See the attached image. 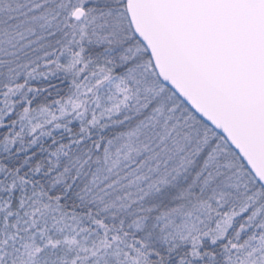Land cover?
<instances>
[{"label": "snow or ice", "instance_id": "1", "mask_svg": "<svg viewBox=\"0 0 264 264\" xmlns=\"http://www.w3.org/2000/svg\"><path fill=\"white\" fill-rule=\"evenodd\" d=\"M0 264H264V0H0Z\"/></svg>", "mask_w": 264, "mask_h": 264}]
</instances>
